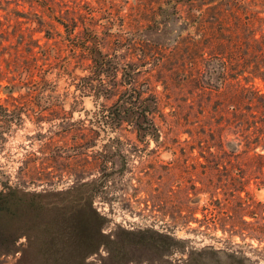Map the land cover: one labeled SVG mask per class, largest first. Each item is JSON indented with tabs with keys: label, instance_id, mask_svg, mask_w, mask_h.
Listing matches in <instances>:
<instances>
[{
	"label": "rangeland",
	"instance_id": "374dc122",
	"mask_svg": "<svg viewBox=\"0 0 264 264\" xmlns=\"http://www.w3.org/2000/svg\"><path fill=\"white\" fill-rule=\"evenodd\" d=\"M47 1L49 9L0 0V68L18 44L27 56L23 48L33 37L41 49H53L45 66L56 82L54 93L40 97H29L24 87L13 97L0 87V119L2 106L22 119L0 144V189L8 183L45 194L55 223L76 216L101 226L94 249L79 255L86 264H264V159L254 157L264 155V97L239 100L241 128L232 125L230 83L220 94L199 88L192 61L214 47L203 38L208 22L200 25L186 3L170 15L172 5L161 0ZM42 14L51 24L49 39L38 32L36 15ZM57 19L71 30L75 21L73 34L80 36L85 27L93 29L103 53L121 67L137 68L132 84L157 99L154 135L128 122L105 123L103 108L124 88L121 69L98 85L91 60L73 49ZM239 36L242 51L241 30ZM83 76L97 87L77 88ZM202 77L215 85L223 81L215 73ZM254 84L264 91L261 80ZM19 256H3L0 264L32 259L28 254L19 262Z\"/></svg>",
	"mask_w": 264,
	"mask_h": 264
},
{
	"label": "trees",
	"instance_id": "16d2710c",
	"mask_svg": "<svg viewBox=\"0 0 264 264\" xmlns=\"http://www.w3.org/2000/svg\"><path fill=\"white\" fill-rule=\"evenodd\" d=\"M29 1L37 3L42 8L51 7L47 0ZM161 2L172 5L173 9L167 12L170 15L178 13L179 3H186L193 11L191 17L198 19L200 25L208 22V30L203 38L209 37L214 47L209 52L201 51L193 59L192 63L198 71L195 77L199 88L214 89L219 94L222 92L223 84L230 83L232 91L229 110L234 117L232 125L238 123L241 128H244L243 121L238 117L244 108L239 100L246 98L252 101L253 99L258 100V97H264L262 88L254 84V80L259 79L264 87V0H161ZM19 13L21 12H16L15 15L22 17ZM36 17L39 25L38 32L44 31V37L49 39L51 37L50 22L45 20L44 14L36 15ZM47 17L51 18L52 13L47 14ZM57 21L65 28L68 34L67 39L73 44V49L79 50L81 55L91 60V68L95 75L92 79H95L98 85H106L105 76L117 77L121 69L120 84L124 85V88L118 92L109 107L103 108L105 123L113 128L120 122H128L134 124L137 132L154 135L157 128L152 115L157 107V99L153 93L132 84L133 74L137 72V68H133L131 64L121 67L117 61L103 53L98 36L93 29L85 27L84 33L80 36L73 34L75 21L72 24V30L68 23L59 19ZM240 30L241 45H244L242 51H239L238 43ZM57 35L60 33L57 32ZM18 37L23 40L21 33ZM0 41H3L1 37ZM19 45L15 48L14 56L11 57L9 53L8 58H2L4 67L0 68V81L5 78L7 82L0 83V87L4 88L10 96L22 87L25 88L29 97L54 93L56 82L49 76V64L45 66L50 52H54L53 49H41L38 40L31 37L23 48L26 56ZM2 47L5 48V46ZM35 47H39V50L35 51ZM76 50L73 52L76 53ZM4 53L0 51V57ZM38 53L39 56L36 55ZM204 53H207L208 57H204ZM41 59L43 62L38 63ZM18 61L22 62L23 66L18 64ZM207 61L214 66L205 68L201 65L202 62ZM203 73H215L221 76L223 81H220L219 85L208 81L205 83ZM184 74L187 79L193 77V75ZM240 75L245 79L244 84L239 82ZM84 78L85 76L81 77L79 83L76 84L81 91L87 87H97V84L90 85L89 81H84ZM113 83L117 84L115 80ZM261 104L264 106V100ZM247 105L250 106L251 102ZM2 107L5 118L0 119V144L6 140L5 135L12 130L13 125L20 126L22 123L19 115L15 117L14 114H7L8 107ZM249 151L250 149L245 150V152ZM254 157L264 159L263 154L255 153ZM259 185L264 187L263 182ZM49 210L50 204L45 194L31 193L17 186L2 183L0 189V258L19 253V262L26 260L28 254L32 256L29 264H86V257L79 255L85 250L89 252L94 249L98 243L96 237L102 235L101 226L94 227L90 218L80 221L76 216L70 219V223L64 224L65 220L55 223L49 216ZM250 216L255 217V214L250 212ZM23 236L26 238L24 243L20 242ZM251 237L259 240L254 235Z\"/></svg>",
	"mask_w": 264,
	"mask_h": 264
}]
</instances>
